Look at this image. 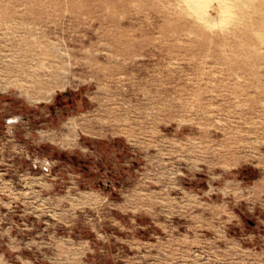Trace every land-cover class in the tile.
<instances>
[{
  "label": "rangeland",
  "instance_id": "obj_1",
  "mask_svg": "<svg viewBox=\"0 0 264 264\" xmlns=\"http://www.w3.org/2000/svg\"><path fill=\"white\" fill-rule=\"evenodd\" d=\"M194 3L0 0V264H264V0Z\"/></svg>",
  "mask_w": 264,
  "mask_h": 264
},
{
  "label": "bare ground",
  "instance_id": "obj_2",
  "mask_svg": "<svg viewBox=\"0 0 264 264\" xmlns=\"http://www.w3.org/2000/svg\"><path fill=\"white\" fill-rule=\"evenodd\" d=\"M193 1L194 5L195 4H198L201 0H191ZM225 7L226 10L227 8H231V11L229 13H224L222 14L224 18L222 17H219L218 14L216 15H208L206 14L204 11H202L199 15H197V17L199 19L202 20V22H204V25L207 26V27H211V26H216L217 24H221L225 21H228L230 20L231 18H237V19H244V20H247L250 16H252V14H249L248 12V9L246 8V6L243 4V3H240L239 1H236L234 3H226V2H223V5H222V8ZM238 7V9L236 10V8ZM197 10V9H196ZM222 10V9H220ZM222 18V19H221ZM191 29H194V28H191ZM195 29H199V28H195ZM247 29V28H246ZM58 46H56V55H58ZM60 53V52H59ZM65 54V53H64ZM57 58V57H56ZM54 62V61H53ZM52 62V63H53ZM61 62V61H60ZM63 63V62H62ZM54 69V68H53ZM57 68H55V71H56ZM47 72V71H46ZM51 72V71H50ZM59 73V70L56 71ZM52 73V72H51ZM50 73V75H51ZM54 73V72H53ZM62 73V72H61ZM44 74V72H43ZM48 74V73H47ZM46 74V75H47ZM56 74V73H55ZM45 75V76H46ZM54 75V74H53ZM62 76V75H61ZM56 77V75H55Z\"/></svg>",
  "mask_w": 264,
  "mask_h": 264
}]
</instances>
